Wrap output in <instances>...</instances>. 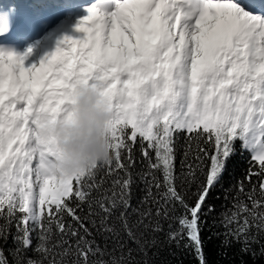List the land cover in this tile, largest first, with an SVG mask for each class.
I'll return each mask as SVG.
<instances>
[{"label":"snow or ice","instance_id":"1","mask_svg":"<svg viewBox=\"0 0 264 264\" xmlns=\"http://www.w3.org/2000/svg\"><path fill=\"white\" fill-rule=\"evenodd\" d=\"M86 11L83 36H65L38 66H25L31 49L0 50V264H166L165 249H192L208 264V200L245 152L249 167L224 189L231 207L213 235L223 258L240 244L241 264L244 255L255 264L264 257V4L95 0ZM82 88L114 113L110 158L61 175L41 129L71 122ZM137 144L148 169L134 174ZM137 176L145 195L133 205Z\"/></svg>","mask_w":264,"mask_h":264},{"label":"clouds","instance_id":"2","mask_svg":"<svg viewBox=\"0 0 264 264\" xmlns=\"http://www.w3.org/2000/svg\"><path fill=\"white\" fill-rule=\"evenodd\" d=\"M10 29V17L0 13V35ZM71 122L45 126L41 133L54 138L56 156L52 167L58 174L75 175L110 158L114 113L99 94L90 88L79 90Z\"/></svg>","mask_w":264,"mask_h":264},{"label":"trees","instance_id":"3","mask_svg":"<svg viewBox=\"0 0 264 264\" xmlns=\"http://www.w3.org/2000/svg\"><path fill=\"white\" fill-rule=\"evenodd\" d=\"M185 140L181 137L179 141V148L177 151V158H176V167L177 171L180 169V161L183 160V153L185 150ZM239 148V144L236 145ZM135 159L136 165L134 168V174L146 171L148 169V161L142 158L140 152L139 144L136 145L135 148ZM248 153L245 152L243 155L237 153L234 155L227 167V171L224 174V182L223 187H217V189L211 194V197L208 200V204H211L215 207V211L210 215L206 214L203 219L207 220V224L204 225L203 231L201 236L204 241V252L208 261V264H241V255L239 253V249L241 247L240 244H233L232 247L228 248L227 251V258H223L221 253L223 249H221V239H218L213 233L223 232L224 229L220 227L219 220L221 218L222 213H224L227 208L231 207V193L229 194V200L224 199V189L229 188L233 185L236 181L242 179L245 175L246 169L249 167L248 164ZM153 162H155V154L153 153ZM136 184L133 187V205L137 204L141 197L145 195L142 189L144 188V184L140 181L139 176L136 177ZM195 191V189H193ZM219 196L220 198L217 199L216 197ZM194 202V201H192ZM217 221L216 226H213V221ZM165 229H167V224H165ZM211 229V230H210ZM14 231V229H13ZM212 236L211 239L209 237ZM103 246L104 241L97 238ZM9 246H11V242H9ZM134 247V245H131ZM109 250L113 247L111 241L108 243ZM174 250V249H173ZM169 250L165 249V251L161 254V259L166 262V264H198V259L195 255V252L192 249H185L179 251L176 256H171L168 254ZM31 255V253H29ZM108 259V257H105ZM243 260L245 264H253V260L251 256L244 255ZM255 264H264V257H261Z\"/></svg>","mask_w":264,"mask_h":264},{"label":"rangeland","instance_id":"4","mask_svg":"<svg viewBox=\"0 0 264 264\" xmlns=\"http://www.w3.org/2000/svg\"><path fill=\"white\" fill-rule=\"evenodd\" d=\"M91 5L89 4V6ZM63 9L65 10L64 15L61 16L58 20L54 21V23L47 29L46 34L43 36L45 37L46 40L57 39L60 33L64 32L68 28L70 30L76 29V25L78 24L79 20L88 14L87 11L80 12L79 15L77 16L78 21H71L72 15L77 13L79 9L78 8L74 9L72 7H63ZM79 36L82 37L83 33H81V35ZM40 39L41 38H38L33 41H29L22 49L18 51L17 50L11 51V52H14L15 54L18 55L17 52L24 51V49H26L24 52L19 53V55H23L26 52H28L29 49H31L30 53L27 56V59L25 60V66H30L32 64H36L38 66L40 61L43 59L42 54L40 52V49L42 47V43L39 42ZM5 51H8V50H5Z\"/></svg>","mask_w":264,"mask_h":264},{"label":"bare ground","instance_id":"5","mask_svg":"<svg viewBox=\"0 0 264 264\" xmlns=\"http://www.w3.org/2000/svg\"><path fill=\"white\" fill-rule=\"evenodd\" d=\"M0 1H5L6 2V0H0ZM92 1H94V0H71L70 1V6H73L74 9H77V8L79 9V11L77 13H75V14L72 15L71 21H78V17L77 16L79 15V13L80 12H83V11H86V9L89 7V3L92 2ZM240 2L242 4H245V5H249V6L252 5V4H246L245 3V0H240ZM57 6H61V5H57ZM46 8H48V7L47 6H44L43 7V10L46 9ZM49 10H50V8H49ZM51 12H52V15H53V17L55 18V21H56L61 16L64 15L65 10L63 12V8L59 9L57 7L56 9H53V10L51 9ZM33 13L36 14V15H38V16L41 15L40 11H38V10L33 11ZM79 35H81V32L76 31V29L70 30L68 28L64 32L60 33V35H59V37L57 39L46 40L45 37H42L39 40V42L42 43V47L40 49V52L42 54V58L44 59L46 56H48L52 52H54L55 49H56V47H57V42L60 41V40H62L65 36H70V37H73V38H75V37L76 38H79L80 37ZM25 50L26 49H24V51ZM24 51H19L17 53L19 55V53H22Z\"/></svg>","mask_w":264,"mask_h":264}]
</instances>
